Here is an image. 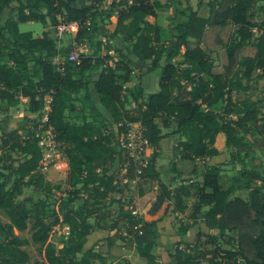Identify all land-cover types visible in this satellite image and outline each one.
Wrapping results in <instances>:
<instances>
[{
    "label": "trees",
    "instance_id": "16d2710c",
    "mask_svg": "<svg viewBox=\"0 0 264 264\" xmlns=\"http://www.w3.org/2000/svg\"><path fill=\"white\" fill-rule=\"evenodd\" d=\"M15 1V7L0 22V58L8 61H0V103L5 102L6 108L17 107L20 98H27L28 111L40 114L41 97L51 91L46 124L52 127L67 160L68 190L53 208L48 207L51 191L59 187H53L39 171L42 153L31 136L37 123L24 135L20 132L23 128L18 127L0 133V211L8 219L0 222V264H25L29 255L23 247L30 242L39 245L40 264H106L103 252L93 248L82 251L94 229L123 230L145 264H156L151 248L162 229L164 214L145 221L125 209L119 199L115 200V209L106 202L113 194L123 192L122 180L127 178L137 184L157 182L150 214L168 202L173 213L185 218L179 231L195 228L190 240L175 244L171 253L174 264H264V173L243 169L226 186L220 180L218 167L204 161L219 153L215 146L218 134L224 135L234 159L249 150L238 136L240 130L252 127L260 136L258 142L264 143V99L232 98V93L247 90L255 70L264 72V13L259 15L264 12V0H199L196 6L185 0L187 11L179 12L184 19L169 43L163 41L158 22L160 1L117 3L120 7L115 27L107 42L121 36L130 46V55L150 61L148 72L155 74V82L146 86L140 82L131 93L134 107L127 109L123 94L132 67L122 54L109 65L108 59L112 57L106 55L104 67L92 81V93L118 125L115 137L124 134L127 123L139 122L145 127L150 146L156 150L168 133H162L155 120L163 118L165 128L175 123L169 132L179 136L170 166L178 181L175 186L160 179L154 150L137 173L128 149L118 141L115 147L111 145L110 135L102 130L103 123L76 124L66 119V111L73 109L72 95L81 90L86 95L89 92L83 72L101 60L80 55L79 64L65 61L58 71L51 63L57 51L55 39L47 31L33 36L31 31L19 29V24L28 21L46 24L47 18L54 26L60 15L65 20L80 22L75 39L82 41L92 26L88 14L94 4L104 0H93L88 5L81 0ZM8 3L9 0H0V17ZM203 6L205 11L201 13ZM149 16L154 17V22L148 21ZM87 18L91 23L84 27ZM225 29H230V33L222 41L224 63L217 66L206 51L211 49L206 48L205 42L207 35L216 38ZM182 47L184 67H179L172 59ZM67 53L68 50L63 59ZM30 55L38 76L36 81L28 68ZM114 156L115 173L110 172ZM196 160L203 163L200 170ZM26 186L39 191L44 199L34 202L24 197L16 201ZM242 188L248 190L247 200L233 196L235 190ZM145 193L140 186L138 195ZM63 225L68 231L58 233L51 241L54 229ZM26 229L30 231L29 239L17 234ZM114 238L116 233L106 237L107 243L111 244ZM221 239L229 248L220 246ZM114 264L131 262L124 258Z\"/></svg>",
    "mask_w": 264,
    "mask_h": 264
},
{
    "label": "rangeland",
    "instance_id": "374dc122",
    "mask_svg": "<svg viewBox=\"0 0 264 264\" xmlns=\"http://www.w3.org/2000/svg\"><path fill=\"white\" fill-rule=\"evenodd\" d=\"M84 4H92L93 0H81ZM120 0H104L100 4H94V7L91 9L89 16L92 17V26L89 29L88 34L78 41L75 39V35L66 34L64 38L60 40L61 42V54L64 55L65 52L71 48L76 47L78 49L79 55L90 56L93 58H98L101 61L94 63L92 67L84 71L82 74L83 79L87 81V88L89 89L88 94L86 95L84 90L74 93L71 98V105L73 109L66 111V119L71 123H82V121H89L91 123H103L102 130L105 134L110 135L111 145L115 147V143L122 138L123 133L116 135L118 125L115 124L108 112L101 106L98 102L96 96L92 93V81L97 77L98 72L101 68L104 67L107 54V50L110 49V56L114 60L118 59V55H123L127 59L132 67L131 79L128 83L125 84L126 91L124 92V100L126 102L125 107L127 109H132L134 104L131 102V93L133 89L140 84L146 86L148 83L153 85L155 82V74L148 72L150 61H140L135 58L133 55L129 54V44L122 40L121 36H116L112 39V43H108L105 40H108L111 36L116 22V12L120 7L117 3ZM162 3L161 8L158 10V22L162 30V38L166 43L172 42L175 39L176 33L178 31V23H180L184 16L179 14L180 11L186 12L185 9V0H158ZM199 0H188L190 5L196 6ZM206 1V0H205ZM112 3V4H111ZM16 5L15 0H9V3L6 5L4 12L1 14L0 22L6 17L8 12L12 10ZM205 9L200 8V12L204 13ZM263 11L259 13L260 16H263ZM57 15V20H58ZM61 18V17H60ZM148 21L154 22V17H147ZM19 29L22 31L30 30L33 36H40L42 32L47 31L49 34H52L53 26L47 18V23L42 24L41 22L32 21L29 24L21 23L19 24ZM255 31V30H254ZM230 29H225L220 32V35L216 36L207 35L208 39L205 42L206 48L209 47L211 51H208V54L212 57L215 65L220 66L224 62V54L222 51V41L224 37L229 35ZM202 44V47L205 48ZM205 48V49H206ZM184 48H181L180 54L172 59V62L177 64L179 67H184L182 63V55ZM37 54V53H36ZM35 54V55H36ZM33 55H30L28 61V68L30 75L33 81L38 79V76L33 66L32 61ZM1 62H8L5 57L0 58ZM148 72V74H147ZM158 72V71H157ZM156 72V74H157ZM147 74V75H146ZM144 75H146L144 77ZM77 76V74H75ZM146 78V79H145ZM233 100H241L243 98H250L252 100H263L264 99V72L261 70H255L247 83V90L241 91L238 93H232ZM217 111H221L222 108H215ZM42 113H30L28 111V102L27 100H21L17 107L6 108L5 102L0 103V123L1 130L8 131L14 128H23L21 133L24 135V131L28 132L32 127H35L37 119L41 118ZM235 116L233 115V118ZM156 123L161 129L162 133H168L166 136L159 141L158 148L154 150H147L146 159L150 157L153 150L157 155L156 160V170L159 173V177L162 181L175 186L178 181L174 178V174L170 171V166L174 160V147L178 141L177 134H170L174 128L175 123H172L169 128H165L162 125L163 118H157ZM23 131V132H22ZM239 138L248 145V151H242L239 158L234 159L231 157V150L225 145V137L223 134H218L215 141V146L217 147L219 153L213 157L206 158L204 161L208 165H215L219 169L220 180L224 185H230L232 183V178L238 177L240 172L243 169H257L260 172L264 173V143L261 144L258 142L260 138L259 134L252 127L248 128L246 131L244 129L240 130L238 133ZM14 158L18 159L19 155H13ZM61 158L58 154V159ZM114 164L110 168V172L115 173L117 164ZM57 163V167L53 166L47 169L44 173L46 179L50 181L53 187L58 186L59 188H54L47 200L49 208H53L56 205V201L59 198L65 197L68 190L66 184V173L68 170L67 161L61 159ZM198 166L202 167V161L196 160ZM16 165V162L13 163ZM128 179V178H127ZM124 179L122 180L123 192L113 194L110 199L106 202L109 203L112 209L118 207V203L115 200L119 199V202L123 204L125 209L133 210L132 208H139V213L142 215L147 214V218L152 220L162 217L164 214L163 220L160 222L162 229L158 233L156 238L157 242L166 249L175 248V244L178 241L190 240L192 235L195 233V228L182 232L178 230V227L185 222V218L181 214H176L171 211V208L168 202H164L160 209L153 215L149 213V209L155 199L156 186L157 182H147L137 184V181L134 179ZM200 179V178H199ZM244 180H242L243 182ZM236 185V184H235ZM143 187L146 191L144 194L145 197L138 195L139 187ZM233 196L241 197L242 199H248V190L242 188L235 190ZM24 197H30L34 202L44 199V195L39 191H36L32 186H26L22 188L21 195L16 198V201L21 200ZM191 199L188 200L190 203ZM134 206V207H133ZM135 211V209L133 210ZM145 211V212H144ZM8 219L6 215L0 211V222L5 223ZM55 232L52 233L51 241H54L58 233H66L68 229L64 226L57 227L54 229ZM116 233L117 238L112 239V243L108 244L106 237H111ZM20 237L30 238V231L28 229L17 232ZM122 238H128L123 230L116 232V230H102L94 229L87 236V240L83 246V252L88 248H93L103 252L106 258V264L113 263V257L119 258L120 255L125 253L126 250L136 251L133 248V245L129 246V242ZM204 239V238H202ZM155 240V242H156ZM219 244L222 248H229V245L224 243V239L219 241ZM60 247V245H56ZM25 251L29 255V259L25 264H40L42 261V256L39 252V245L28 243L24 247ZM163 251V250H162ZM80 257V254L78 255ZM140 260V259H139ZM117 263V262H115ZM145 260L141 259L140 263L135 264H145ZM101 264V263H97ZM204 264H207L204 262Z\"/></svg>",
    "mask_w": 264,
    "mask_h": 264
},
{
    "label": "built area",
    "instance_id": "2783aa9c",
    "mask_svg": "<svg viewBox=\"0 0 264 264\" xmlns=\"http://www.w3.org/2000/svg\"><path fill=\"white\" fill-rule=\"evenodd\" d=\"M130 3L131 0H128ZM61 17V18H60ZM91 23L90 18H87L83 26L88 27ZM80 22L76 20H65L62 16H58L57 24L53 26L52 36L56 42V53L51 59V63L55 65L58 71L63 69L65 61H70L79 64L80 55L76 47H71L66 56L63 59L61 54V42L60 40L64 38L66 34H76ZM107 40H105L106 42ZM108 43H112V40H109ZM107 54L110 56V49L107 50ZM112 57V56H110ZM112 59H108V64L112 65ZM24 98H20L22 100ZM27 99V98H26ZM51 100V91L45 92L41 97L42 113L41 118L37 119V127L32 128V137L37 140V144L41 150L42 158L40 161L39 171L44 174L47 169L50 167L56 166L57 163L62 161L61 159L66 158L63 156L62 152L59 149V143L55 140V135L52 131V127L47 122V113L49 110V104ZM120 144L128 149V153L132 158L133 162L136 165V172H140V165L145 162L147 150L152 151V147L149 144L148 138L145 134V127H143L139 122H130L126 124V131L124 132L122 138L120 139ZM58 154L61 158L58 159ZM45 171V172H44ZM64 226V225H63ZM68 229L67 226H64Z\"/></svg>",
    "mask_w": 264,
    "mask_h": 264
},
{
    "label": "crops",
    "instance_id": "0c3cea01",
    "mask_svg": "<svg viewBox=\"0 0 264 264\" xmlns=\"http://www.w3.org/2000/svg\"><path fill=\"white\" fill-rule=\"evenodd\" d=\"M31 21L25 22L26 24H29ZM25 31H30V30H25ZM23 100H27L26 98H24ZM163 139V138H162ZM164 140V139H163ZM142 198L145 197V195L141 196ZM134 207V206H133ZM133 210L135 209V211L132 210V213L135 214L136 216H138L139 218L145 220V221H151V218H147L146 215L144 213V215H142L141 213H139V208H132ZM155 214V213H154ZM153 215V214H151ZM154 220V219H153ZM125 234V232H124ZM128 238H122L121 239H125L126 241L129 242V246L133 245V248H135V244L134 242L130 239L129 236H127ZM163 250V251H162ZM125 253H123L122 255L119 256V258L113 257V263L115 262H120L122 259L126 258L128 259L131 264H135L138 260V262L140 263V260L142 259L138 253H136L134 250H126L124 251ZM151 252L152 254L155 256V262L156 264H174V258L171 256V253L173 252L172 249H166L164 247H162V245L160 246V244L157 242H155V244L153 245V247L151 248ZM140 259V260H139Z\"/></svg>",
    "mask_w": 264,
    "mask_h": 264
}]
</instances>
